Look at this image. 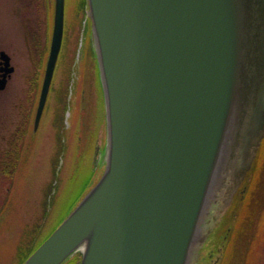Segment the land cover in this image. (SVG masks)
<instances>
[{"label": "water", "instance_id": "95a60500", "mask_svg": "<svg viewBox=\"0 0 264 264\" xmlns=\"http://www.w3.org/2000/svg\"><path fill=\"white\" fill-rule=\"evenodd\" d=\"M87 8L105 165L24 264L75 256L80 264H192L264 140V0H87ZM64 24L65 0H54L35 131ZM220 203L222 218L212 216L204 234L205 217Z\"/></svg>", "mask_w": 264, "mask_h": 264}, {"label": "rangeland", "instance_id": "374dc122", "mask_svg": "<svg viewBox=\"0 0 264 264\" xmlns=\"http://www.w3.org/2000/svg\"><path fill=\"white\" fill-rule=\"evenodd\" d=\"M17 1L0 0V13L6 19V33L19 38L20 80L16 88L22 93L35 63L25 40L26 16L31 13L30 0ZM76 2L65 0V22L68 25ZM42 12L47 21V11ZM86 18L87 9L85 21L79 30L75 29V35L78 31V47L69 80H65L68 109L64 117L59 115L57 118L58 125L54 122L58 105L53 91L64 80L60 65L36 131L30 122L35 98L32 97L33 103L29 106L30 118L27 117L24 124V134H16L18 122L23 121L17 112L14 113L11 106L0 110V150L5 151L4 160L18 161L20 155L23 156L12 180L11 177H0V264H20L22 254L18 249L22 241L26 240L28 248L25 250L28 252L33 244L61 223L99 178L101 169L97 165L105 163L106 153L102 156L98 153L101 130H105L106 136L104 97L103 91L101 97L97 88L99 68L91 33L86 37ZM75 37L70 41L75 42ZM39 68L36 66L37 71ZM22 109L26 110V107ZM223 193L222 200H226L227 192ZM231 205L210 241L199 249L201 254L199 250L198 253L194 251L193 261L200 257V261L203 259L201 264H222L226 249L231 246L228 264H264V140ZM220 206L221 203L218 207L215 205L216 212L205 217L202 224L204 234L209 233L208 221L212 216H217L218 220L222 218L226 208L218 213ZM211 224L217 226L216 222ZM68 261L64 264H80V258L74 263Z\"/></svg>", "mask_w": 264, "mask_h": 264}, {"label": "flooded vegetation", "instance_id": "af4514ba", "mask_svg": "<svg viewBox=\"0 0 264 264\" xmlns=\"http://www.w3.org/2000/svg\"><path fill=\"white\" fill-rule=\"evenodd\" d=\"M15 1L19 2L17 0ZM38 1L39 6H41L44 0H30L29 6L31 8V13L26 16V22L28 24L25 35L26 46L29 54L34 58L35 66L33 74L26 78V86L22 92L23 94L20 93L19 88L18 90L16 88V83L20 80L21 54L19 38L16 35L6 33L4 27V21L6 19L4 18V15L2 16L0 13V110H3V107L11 106V110L13 109L14 113L17 112L18 118H22L23 121L21 124L18 122L16 126V134L25 133L24 124L28 121L27 117L30 118L29 106L33 103L32 97L35 98V102L31 114H33L37 108L45 66L50 51L54 17V0H51L52 17H48L47 21L44 18V13L42 12L43 9L40 11L37 10ZM8 24H10V22ZM64 40L63 37L61 53L64 47ZM36 66L40 67L38 71L36 70ZM22 96L25 98H22ZM22 107H26V110L22 109ZM4 155L5 151L0 150V172L4 170L6 165ZM0 177H2V174H0ZM1 179L2 178H0V182L2 181Z\"/></svg>", "mask_w": 264, "mask_h": 264}, {"label": "trees", "instance_id": "16d2710c", "mask_svg": "<svg viewBox=\"0 0 264 264\" xmlns=\"http://www.w3.org/2000/svg\"><path fill=\"white\" fill-rule=\"evenodd\" d=\"M39 1H38V5H37V10H45L47 11L48 17H52V5H51V0H44L42 5L39 6ZM43 6V7H42ZM87 9V1L86 0H77L76 2V9L74 14H72L71 18H70V22L69 25L66 24L65 25V35H64V47H63V51L60 55V59L58 62V66L57 68H59V65L62 66L61 68L63 69V75H64V80H62L59 84V87L56 88L55 91H53L54 95H55V99L57 102V111L54 115L55 119L54 122H56V124L58 125V121L57 118L59 117V115L62 117H64L66 110L68 109L67 107V96L65 94V88H67V82L69 80V75H70V70L71 68L74 66V61H75V57H76V50L78 47V31L75 35V29L77 28L79 30V28L81 27V25L83 24V22L85 21L84 17H85V11ZM87 19V24H88V30L86 33V37H88L91 33V28H90V21L88 18ZM76 36V37H75ZM75 37V42H71V38ZM57 71V69H56ZM73 71V69H72ZM68 78V79H67ZM66 80V81H65ZM66 83V84H65ZM97 88L100 91L101 97H102V88H101V84H100V79L98 77V81H97ZM34 114L31 115V121L33 120L32 116ZM105 134V130H101V132L99 133V144L101 147V151L104 150L105 148V144H106V136ZM23 156L20 155L19 160L18 161H13V160H5V168L3 171L0 172V174H2V177H4L5 179L7 177H11L10 180L13 179L15 173H16V168L19 165V163L21 162ZM103 167H101L100 169V175L103 171ZM100 177V176H99ZM99 179V178H98ZM97 179V180H98ZM97 182V181H96ZM94 182V183H96ZM5 205V204H4ZM3 209V208H2ZM1 209V210H2ZM1 212V211H0ZM60 224V223H59ZM58 224V225H59ZM58 225L50 232L48 233L43 239H41V241H38L35 245L33 244V248H31V250H29L28 252L26 251L28 247H26V243H25V239L24 241H22L21 245L19 246V251L20 254H22V258H21V262L20 264H23L26 259L53 233V231L58 227ZM32 247V246H31ZM26 249V250H25ZM230 250H231V246L227 247L226 249V253H225V257H224V261L222 264H228V259L230 256ZM76 258L70 259L68 261V263H74L77 260H79V257L75 256Z\"/></svg>", "mask_w": 264, "mask_h": 264}]
</instances>
